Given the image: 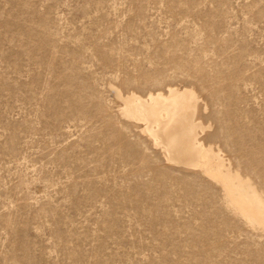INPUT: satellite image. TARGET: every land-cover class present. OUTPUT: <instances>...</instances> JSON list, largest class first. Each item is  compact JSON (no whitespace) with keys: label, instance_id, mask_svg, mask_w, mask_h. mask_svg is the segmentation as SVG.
I'll list each match as a JSON object with an SVG mask.
<instances>
[{"label":"rangeland","instance_id":"1","mask_svg":"<svg viewBox=\"0 0 264 264\" xmlns=\"http://www.w3.org/2000/svg\"><path fill=\"white\" fill-rule=\"evenodd\" d=\"M169 87L264 194V0H0V264H264L263 231L122 113Z\"/></svg>","mask_w":264,"mask_h":264},{"label":"bare ground","instance_id":"2","mask_svg":"<svg viewBox=\"0 0 264 264\" xmlns=\"http://www.w3.org/2000/svg\"><path fill=\"white\" fill-rule=\"evenodd\" d=\"M196 96L192 89L176 87H169L164 93H151L145 98L133 94L128 97V104L122 113L144 121L149 118L151 133L171 155V160L192 169L196 168L202 176L217 184L225 203L235 214L247 225L264 233L262 191L238 170L231 169L218 151L210 146H205L204 149L203 143L198 142V132L205 127L197 117V120L194 118L199 105Z\"/></svg>","mask_w":264,"mask_h":264}]
</instances>
